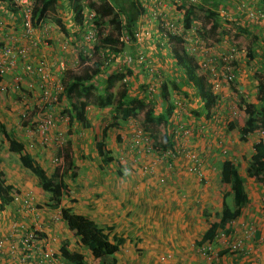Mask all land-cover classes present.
Segmentation results:
<instances>
[{
    "label": "crops",
    "instance_id": "1",
    "mask_svg": "<svg viewBox=\"0 0 264 264\" xmlns=\"http://www.w3.org/2000/svg\"><path fill=\"white\" fill-rule=\"evenodd\" d=\"M217 1L216 11L219 8L233 9V5H236V0ZM57 3L58 11L61 5L66 3L69 8L65 10L71 13L67 0H58ZM237 3L243 4L247 9L264 7L259 0H238ZM3 5L0 4V35L3 31L5 35L9 34L7 39L9 41L10 37H17L12 35L16 33L13 30L14 24L19 21L14 19ZM65 18L62 17L63 24L68 27L67 35L71 36L76 32V24L72 21L66 23ZM6 24L10 26L5 27ZM58 35V32L53 33L50 39L55 40ZM52 40L49 46L41 44L38 48L31 50L30 59L37 61L43 56L42 52L48 54L45 57L49 59L51 72L55 74L58 69L54 68L56 66L54 57L59 58L64 54L59 55L58 47L52 48ZM160 40L159 37L157 41ZM151 45L153 44L149 42L146 47L149 46L151 49ZM159 48L160 46L156 47L157 51H153L152 48L156 56L152 59L155 66L159 68V63L162 61L164 81L171 79L167 82L173 81L175 86L172 90L166 86L167 91L164 97L167 96L170 99V104L163 101V94L159 90L158 96L151 101L155 106L154 112L169 115L168 123L170 124L168 130L166 129L168 135L177 126L190 129L189 134L173 144L175 148H181L175 150L173 158L162 155L164 152L162 150L152 149L150 152H145L146 145L142 141L137 146L134 145L135 131L138 128L133 124L132 116L124 120L119 117L114 124L115 127H107L110 124L108 116L113 111L110 106L102 108L90 106L80 118L84 122L82 127L79 125L81 122L77 116H73L70 120L58 118L54 129L63 132L66 144V149L60 151L58 156L57 152L56 154L53 152V143L43 145L40 143L39 136H32L29 125L23 127L21 122L20 125H16L19 115L17 120L15 115L19 113V108L14 101L15 95L14 93L4 94L0 95V122L6 125L10 136L23 143L24 150L44 169L46 175H50L60 160H63L61 153L64 155L62 163L70 162L75 175L61 178L66 186L65 194L62 195L57 208L50 207L49 194L39 185L35 175L21 166L18 153L8 151L6 138L0 134L2 178L6 184L12 185L19 195L29 196L37 207L43 231L57 240L54 243L57 248H61V245L66 243L69 251H77L87 262H90L93 257L88 249L78 244L76 236L69 230L60 215L61 208H68L74 213L86 216L101 228H112L109 233L110 240L113 237L123 239V243L114 254L116 264H206L200 257L199 248L208 242L199 244V240L209 224L218 221L223 208L232 209L235 206V188L224 181L221 175L222 163L227 160L232 163L238 176L243 180L246 195V203L239 208L238 215L232 220L235 224L231 226L232 231L238 230V232L234 231V236L242 239L243 248L233 253L235 255L220 253L214 259L210 254L211 259L208 264H219V262L264 264V211L261 209L264 186L254 183L247 169L253 153L252 145L261 136L259 133L247 134L244 136L245 139L238 140L237 130L234 127L230 129V124L222 127L216 124L215 119H204L203 102L195 92L193 93L194 87L186 84V79L183 80L184 74L173 68V59L166 60L167 54H163L164 51H162L161 56ZM128 51L135 52V48H130ZM134 71L138 74L134 75V80H137L131 82L126 95L138 99L142 94L139 90V87L143 86L142 82L147 83L153 79V76L146 69L135 68ZM19 74L20 72L13 68V71L7 72L3 79L11 82L10 78ZM98 79L99 82L96 83L99 86L104 83L102 86L104 88L106 75ZM26 82L28 81H23L22 86L28 85ZM31 82L34 89L32 93L35 94L37 92L35 78ZM184 96H186V106H191L190 109L193 108L196 111L193 116L187 110L179 111L180 107L177 108V105L173 103L175 99L180 101V97ZM64 99L68 102L67 98ZM169 105L172 107L170 110L167 109ZM241 109L243 112V107ZM215 112L217 117L218 107ZM33 116L34 114L31 118ZM56 116L60 115L56 114ZM200 118L205 124L201 131L193 127L196 122H201ZM141 119L144 121L143 131L149 137L151 148L154 143L151 135L154 134L156 140L163 141V127H156L149 123L143 115ZM238 126L240 128L242 124ZM105 127L106 131L103 134ZM97 141L103 142V149L109 150L112 160L106 164L101 162L97 152ZM225 147L230 152L228 157H223L222 150L226 151ZM190 150H201L205 153V166L201 168L206 170L203 179H199L187 170L190 160L185 152ZM143 167L149 170L144 171ZM244 167H246L245 170ZM160 179L163 181L161 182ZM9 202L3 205L2 209L0 208V237L8 235L20 208V205L12 206ZM251 203L260 207L254 208L255 213L251 209L252 214L258 216L248 214L250 212L248 206ZM240 221L242 225L237 228L236 224ZM247 227L252 229L249 230ZM213 242L216 241L213 240L208 244L211 246Z\"/></svg>",
    "mask_w": 264,
    "mask_h": 264
},
{
    "label": "trees",
    "instance_id": "2",
    "mask_svg": "<svg viewBox=\"0 0 264 264\" xmlns=\"http://www.w3.org/2000/svg\"><path fill=\"white\" fill-rule=\"evenodd\" d=\"M58 0H35L32 7V17L33 24L40 25L46 17L51 18L58 29L63 33L67 34L68 27L63 24L62 17L58 11ZM72 14V21L77 25H84L82 11L84 6L83 0H67ZM204 5L190 6L183 15L184 27L188 28L192 23V20L197 19V17H202L209 22V27L206 29L209 33L217 36L218 40L222 39L226 33L227 29L218 20V12L216 11V6L218 4L217 0H203ZM264 5V0H259ZM4 3V6L8 12L16 13L17 8L15 7L12 0H0ZM207 5V6H206ZM90 11L93 13L92 23L86 25V28L98 27L97 34L101 33L103 37L98 41L89 52H84L82 45L78 43L81 50L78 51L79 60L84 61L85 58L91 57L92 51L96 53L103 52V48L108 46L111 47L114 53L126 52V44L120 40L122 34H127L131 40H133L134 31L137 28V19L143 14L144 6L140 4L139 0H100L99 5L88 6ZM260 9H264L260 8ZM59 13V14H58ZM51 15V17L49 16ZM159 21H162L159 20ZM158 21V22H159ZM83 22V23H82ZM111 27H103V26ZM233 26L235 30L240 33H246L238 25H234L229 22V26ZM228 26V29H229ZM107 31H105V30ZM198 33V31H196ZM202 32H200L201 34ZM199 34V33H198ZM156 36V35H155ZM160 35H158L159 37ZM171 54L175 65L179 67L185 75L186 84H190L194 87L197 96L201 99L204 106V111L207 115L213 112L214 106L216 105V97L212 92L211 84L208 83L207 79L203 75L197 74L196 64L193 58L184 51V49L178 44L183 41L180 36H173ZM133 52L129 51V56ZM259 51L253 49L247 56L249 59L253 58V55H257ZM97 55V58L95 56ZM95 59L90 60V66L78 71L76 68L68 66L65 62L64 70L57 71L56 76L59 77V84L63 87L62 96L67 98L69 101V107L71 114L81 118L85 114L86 103L83 95L90 91H98L96 82L93 80L101 71L102 67V56L96 54ZM92 58V57H91ZM231 65H235V61L231 60ZM137 66H124L121 68L120 72L109 74L106 77V85L104 86L101 93L98 94L99 104L102 107L110 106L113 102L116 104L114 109H118L119 117L122 120L127 119L129 116L136 115V110L132 106L131 101L127 93L128 88L124 86V89L119 90L115 93L113 87L115 84L121 80L125 75L132 76L131 80H134L133 71ZM139 79V78H138ZM142 79V76H141ZM165 79V76H164ZM162 82L160 91L162 97L166 95L168 84L166 79ZM137 80V79H135ZM134 80V81H135ZM144 80V79H143ZM170 82V81H168ZM175 86V82H170ZM26 92L25 90H22ZM153 99L147 101L148 108L144 112V116L148 119L149 123L154 124L156 127L162 126L164 130L163 141H158L155 139L154 134L151 135L161 150H166L167 148H172V142L169 139L167 133V128H169V115L155 114L154 105L151 103ZM243 116H242V126L239 129L241 133L240 138L245 139L244 136L247 134L260 133L261 137L258 141L253 143V153L250 156V161L248 164V175L252 178L253 182L264 186V107L257 108L256 104L253 102L243 101ZM167 109H172L171 105ZM169 114V113H168ZM164 126H163V125ZM108 127V126H107ZM167 129V130H166ZM106 131V127L103 128V134ZM0 134L6 138L7 149L10 152L18 153L21 166L29 169L37 178L39 185L49 194L48 202L49 206L52 208H57L60 205V200L63 194H65V184L62 182L61 178L65 176L74 177L75 171L71 168L70 162L65 164V162L60 166H57L55 170L50 174L46 175L44 169L24 150L22 142H19L15 138L11 137L8 133L6 125L0 122ZM103 142H96V149L101 157V162L103 164L108 163L112 160L109 156V150L103 149ZM222 179L229 182L232 187L235 188L236 199H234L235 206L230 208H223L222 213L218 221H213L209 224L208 228L202 234L199 244L211 243L214 240L216 232L221 229H225L226 232L231 230V221L238 215L239 208L246 203V195L243 187V180L238 176L236 168L232 165L230 161L225 160L221 167ZM15 191V188L6 184L0 173V208L7 204L11 199V194ZM262 210L264 211V200L262 202ZM225 204H223L224 206ZM60 215L62 219L67 224L69 230L76 236L78 244L88 249L93 259L91 262H87L83 255L79 254L77 251H69L67 244H62L60 248V253L63 258L64 264H116L114 259V254L118 250L119 246L123 243V239L119 237H113L112 240L109 239V233L112 228H101L90 218L72 212L68 208H61ZM207 243V244H208Z\"/></svg>",
    "mask_w": 264,
    "mask_h": 264
},
{
    "label": "built area",
    "instance_id": "3",
    "mask_svg": "<svg viewBox=\"0 0 264 264\" xmlns=\"http://www.w3.org/2000/svg\"><path fill=\"white\" fill-rule=\"evenodd\" d=\"M35 0H12L15 7L17 8L16 13H10L14 19L19 21L21 38L24 39L26 44L20 42L13 43L8 45L0 51V91L6 89V84L3 81V76L9 71L11 67H14L20 72L17 76L15 87H18V84H22L27 80L28 86L32 83L33 78L36 80V91L37 101L35 102V108L38 110L36 116L31 119L28 116L25 118L24 113H22V121H27L31 119L34 122L35 131H37V136L40 138V143L43 145H49L53 143V147H62L64 141L63 135L61 132L55 128L56 120L49 112V109L52 104L58 102L59 98L62 96L63 87L59 84V77L51 72L50 61H47L46 57H41L37 61L33 62L30 60H24L25 57L31 55V47L36 49L41 43L43 34L37 33L36 30L40 25L45 23V20L40 23V25L33 24L32 17V7ZM139 2L144 6L146 11L151 16L152 20H155L156 24V33L155 34L150 24L151 20L144 16H140L138 20L137 28L134 31L133 40L129 38L127 34H122L120 37L121 41L127 42L131 41L136 45L145 43V38H150L151 36L156 35L157 38H161V46H167L171 50L173 42L170 38L173 36H180L183 41L179 42V46L184 49L187 55L192 58L196 57L197 61L201 59L202 62L199 63L202 69L214 71L216 68L217 57L206 53L208 52L207 48L204 46L203 38L200 37V34L196 33L193 30L192 24L188 27H184V22L182 19V14L178 13L175 17H166L162 14V7L164 6L161 0H139ZM0 4H4L0 2ZM5 8V6L3 5ZM242 5H237V9H241ZM218 15L223 19H227V13L223 8L217 10ZM245 16L250 21H260L264 22V9H246ZM93 18V13L89 10V14L83 19L85 24L86 21L90 22ZM162 21H159L161 20ZM159 21V22H158ZM82 22V23H83ZM90 24V23H88ZM87 24V25H88ZM83 27L82 25H77ZM228 30V27L226 28ZM97 28L90 27L86 28L82 36V41L86 44L94 45L98 42L99 34H97ZM101 34V33H100ZM158 35H161L158 37ZM127 40V41H126ZM152 42L151 40H147ZM232 53L228 56H220V59L223 63V78L229 83L235 78V71L230 65L232 60ZM214 60L215 63H211ZM125 61L132 66H142L143 69H146L147 72L151 73L153 79L144 83L145 95L149 99H155L158 96L160 87L162 86L163 78L161 75V70L155 66L153 59L147 58L143 53H138L136 55H128L125 58ZM63 62V61H62ZM64 63V62H63ZM55 64L58 66V71H62L65 68V63L62 64L60 61H56ZM35 76V77H34ZM132 76H124L121 79V83L124 85H129L130 79ZM26 79V80H25ZM26 86V85H25ZM217 84H214L216 87ZM23 86H20L22 90L29 91L33 87L22 89ZM32 92V91H31ZM35 95V94H33ZM63 97V96H62ZM65 98V97H63ZM163 99V98H162ZM173 102V101H172ZM174 105H177V108L181 107V102L177 99L173 102ZM68 104V102H67ZM179 109V108H178ZM216 114H212L207 120H214ZM202 118H200L201 120ZM206 119V118H204ZM201 122H203L201 120ZM201 122H196V126L193 127L201 131L205 124ZM30 123V122H29ZM55 130V131H54ZM189 127L183 129L181 126H177L175 130H172L169 134V139L172 142V145L178 141H181L182 137L189 134ZM134 145H138L141 141L146 145L144 147L145 152H150L152 149L154 151H161L160 147L153 143L151 148L149 137L141 130L137 129L135 131ZM220 141V138H218ZM176 149L173 145L172 148H168L162 152V155L166 157L173 158ZM163 151V150H162ZM225 153V150H222ZM187 158L190 160V166L187 168L188 172L194 173L195 176H198L199 179H203L205 176V169H201L205 166V153L201 150H193L185 152ZM58 160V158H57ZM144 171H148L149 168L143 167ZM162 182L163 179H160ZM9 204L12 206L20 205L18 214L16 215V221L12 224L11 229L8 232L6 237H0V264H64L62 255L60 253V248L54 244L57 240L51 235H47L42 228V224L39 220L37 213V207L32 203L29 196H21L17 192H13L11 195ZM43 222V220H42ZM232 224V221H231ZM247 229H252L247 227ZM230 231L225 229L218 230L214 237V240H222L230 248L231 252H239L242 249V239L234 236L232 234V239L230 238ZM210 244H206L199 248V254L205 258L207 261L211 259L210 256Z\"/></svg>",
    "mask_w": 264,
    "mask_h": 264
},
{
    "label": "rangeland",
    "instance_id": "4",
    "mask_svg": "<svg viewBox=\"0 0 264 264\" xmlns=\"http://www.w3.org/2000/svg\"><path fill=\"white\" fill-rule=\"evenodd\" d=\"M99 1L100 0H83L84 4H88V6L91 5L92 6H96L99 5ZM163 3V7H162V14H164L166 17H175L178 13L182 14V19H183V15L186 12V10L190 7V6H197V5H204V1L203 0H161ZM236 5H233V9H225L226 13H227V19H223L220 15H218V20L219 22L224 26V27H228L229 26V22L234 24V25H238L240 26L241 29H243L244 31H246V33H240L237 30L234 29L233 26H229V29L227 30L226 35L222 38L219 39L217 38L216 35L209 33L206 29L209 27V22L206 21L204 18L202 17H197V19L192 20V28L194 31H198V33L200 34V32H202L200 34V37L203 38V42H204V46L205 48H207L208 52L206 53V55L210 54L213 57H217L216 60V68H214V71H209V70H204L201 68V66L199 65L200 62H202V60L200 59L199 62L197 61L196 57H193V60L196 61V67H197V74L199 75H203L209 84H211V89L214 92V95L216 97L217 100V104L216 107L214 108V111L216 110V108L218 107V111L219 113L217 114V117L215 118V122L218 126L222 127H226L229 126L228 124H230V129L232 127H234L237 130V139L239 140L241 133L239 132L238 128V124L241 125L242 124V116H243V112H242V106L244 104L243 101H250L256 104L257 108H261L264 107V22H260V21H250L246 18L245 16V11L247 8L243 7L241 9H237L236 6L237 5H242L237 3L238 0L235 1ZM243 3V2H242ZM141 4V3H140ZM142 5V4H141ZM88 6H84V9L82 11V16L83 19L86 18V16L89 14V10L90 8ZM207 6V5H206ZM69 6L65 3V5H61V8L59 10V13L61 15V17H66L65 20L67 21L66 23H68L69 21L71 22L72 19V14L69 13V10H65L68 9ZM224 9V8H223ZM66 11V14H65ZM175 12V15H173V13ZM58 13V14H59ZM51 17V15H49ZM141 16V15H140ZM137 19V21L140 19ZM142 16H144L146 18V20L148 21V19L151 20L150 24H146V25H151L152 29L155 30L156 28V24H155V20L151 19V16L149 15V13L144 9ZM93 18L90 22L86 21L85 24L83 25V27H77V24L75 26L76 32L73 33L71 36L69 35H63V33H61V31L58 29V27L55 25V23L53 22V20H51V18H47L45 19V23L40 25V27L36 30L37 33L43 34V37L41 39V43L39 44V46L42 44V46H49L50 44V37L53 33L57 34V32L59 33L58 38L55 40H52L51 46L52 48L58 47L59 51V55H62L61 57L58 58V56L54 57L55 61H60V63L64 64L65 62L68 63V66L72 67V68H76L78 71H82L85 68H88L91 64H90V60L91 59H95L97 58V55L102 56V67H101V71L99 73V76H97L96 78H94L93 80L95 82H99V79H101V76H105L106 77L111 74V72L114 74L116 72H120L122 69L124 68V66H129V64L125 61V58L128 57L129 55V49L133 47L135 48V52H133L131 55H136L138 53H143L147 58L152 59L154 57H156L153 53V51H157L156 47L159 46V41L157 36H151L150 38H145L144 41L145 43L140 44V45H136L131 41H127L124 42L126 44V52H120V53H114L111 47H104L102 50L103 52H99L96 53L95 51H92L90 54H92V58L88 57L89 54H87V58H85L84 61L79 60L78 57V51L81 50V47H79L78 43L79 42L82 47L83 50L86 54V52H89L93 47H90V45L86 44L85 42L82 41V36L83 33L85 32L86 29V25L88 23H92ZM18 24V23H17ZM14 24L13 30L14 33L12 36H16V38H11L10 40L12 41H8V37L9 34L5 35V32L3 31V33L0 35V51L2 50V48L8 46V45H12L13 43H22L24 44L25 41L23 38L20 39L21 37V30H20V25L18 24ZM138 24V23H137ZM9 24H6L5 27H9L7 26ZM17 25V26H16ZM81 25V24H79ZM103 27H111V26H103ZM96 28V27H95ZM98 29V27H97ZM105 30V29H104ZM106 31V30H105ZM107 32V31H106ZM154 33H156V30L153 31ZM157 34V33H156ZM161 36V35H160ZM2 38V39H1ZM18 38V39H17ZM103 37L101 36V34L99 33V39H102ZM147 40H151L152 42H150L151 44V49L149 46L146 47V44H149V42H147ZM171 41H176L173 38H170ZM7 41V42H6ZM157 41V42H156ZM12 42V43H11ZM156 42V43H155ZM97 44V43H95ZM94 44V45H95ZM93 45V46H94ZM179 46V44H178ZM34 47H31L30 49L33 50ZM153 48V51H152ZM78 49V51H76ZM255 50L257 49L259 51V53L257 55H253V58L249 59L247 56L250 54L251 50ZM82 51V50H81ZM159 51L161 52V56H162V51L163 54H167L166 60L170 61L172 59V54L169 48H167V46H160ZM232 53V60L235 61V65L232 66L233 70L235 71V78L233 81L227 83L224 78H223V63L220 59V56H228L229 54ZM43 57H45L46 53H43ZM56 54V53H54ZM96 55V56H95ZM95 56V58H94ZM30 60V55H28L27 57L24 58V60ZM49 59L47 58V61ZM64 63H63V62ZM35 62V61H33ZM211 63H215L214 60L211 61ZM160 64V72L162 75V78L164 79V71L162 70V66L163 63L162 61L159 63ZM172 66L173 68H175V70L180 71L181 74H184V72L175 65V62L172 60ZM14 67H11L9 69L8 72L13 71ZM54 68L58 69V66L56 65ZM136 68H142V66H137ZM15 69V68H14ZM110 71V73L108 72ZM133 77L136 74L135 71H133ZM138 74H136L135 76H137ZM141 75L144 76L143 72H141ZM5 76V75H4ZM185 76V75H184ZM183 76V77H184ZM186 78H184L183 80H185ZM11 82H7L6 80H3L6 84V89L3 91H0V95H4V94H13L15 95L14 101L15 104L18 106L19 108V113L15 115V120H17V116L19 115V118L22 116V113H24L25 118L28 116L29 118L31 117L32 114H34L33 118L36 116L37 118V109L35 108V102L37 101V98H35L34 96H37V92L35 93V95H33V93L31 91H33V84H31L30 86L26 85L25 87L23 86L22 89L27 88L26 90H28V88L32 87L29 91L26 92H21V90L19 89L20 86H22L23 84L20 83V85L18 84V87H15V83L17 80V76H14L10 78ZM24 79L21 81L23 82ZM101 81V80H100ZM106 81V79H105ZM139 81V80H138ZM132 80L130 79L129 85L131 84ZM144 82H142L143 86L139 87V90L141 91V97H139L138 99H133L131 97H128L129 100H132V106L134 107V109L137 111L136 115L132 116L133 120V124L136 125V127L138 129H140L143 133H145L143 131V127H144V121L141 119L142 115L144 116V112L145 110H147L148 108V97L145 95V87L146 85H144ZM167 82V81H166ZM11 83V84H10ZM104 84V83H103ZM103 84H101L99 86L98 83H96V86L99 87L98 91H90L88 93H86L85 95H83L85 103H86V107H85V112L87 111V109L90 108V106H98L101 107L102 106L99 104V99H98V94L101 91V88H103ZM168 84V88L169 89H174V86L170 83L167 82ZM179 84V83H178ZM214 84H217L216 87H214ZM106 85V83H105ZM104 85V86H105ZM128 86H125L124 84L121 83V80H119L115 86L113 87V91L118 92L119 90L124 89V86L129 88ZM190 87V85H188ZM192 88V87H191ZM195 92V89L193 90V93ZM196 93V92H195ZM38 97V96H37ZM186 96L184 97H180V101H181V107L179 108V111L184 112L185 110H187L189 113L193 114L196 112L195 109H190L191 106H186V101H185ZM185 101V102H184ZM184 102V103H183ZM109 106V105H108ZM105 106V107H108ZM111 107V111L112 113L110 114V116H108V121H110V124L108 125V127H115L114 124H116V120L119 118V113H118V109H114L116 107V104L113 102L112 105H110ZM159 108V107H158ZM184 108V109H183ZM62 109V110H61ZM70 107H69V101L68 104L66 102V100L61 96L58 100L57 103L52 104L49 112H51V114L53 115V117L55 118V120H57L58 118H69V120L73 117L76 116L74 114H71V112L69 111ZM159 110V109H158ZM142 113V115H140ZM56 114H59L60 116H56ZM90 116H92L90 114ZM93 117V116H92ZM134 118V119H133ZM194 118H196V116H194ZM81 124H79L81 127L84 126V122L82 121V119H79ZM115 120V121H114ZM21 122V119H18L17 124H19ZM30 122V124H29ZM27 123L30 126V132L31 134H33L32 136H37V131H35L34 128V124L33 121H31V119H27ZM26 123V124H27ZM233 124V125H231ZM15 125V126H16ZM23 126V125H22ZM27 126V125H26ZM23 126V127H26ZM149 127H151V125H148ZM61 132V131H60ZM61 134L63 135L64 138V134L63 132H61ZM255 134V133H254ZM260 134V133H259ZM236 136V135H235ZM261 136V134H260ZM224 139V137H223ZM226 140V139H225ZM62 147H53V152L59 156V152L64 151L66 149V144H65V140L62 143ZM224 145V142H223ZM226 148V147H225ZM230 154L229 150L226 148V152L223 154V157H228V155ZM56 156L59 160V157ZM60 156H64L62 153L60 154ZM222 157V158H223ZM64 161V158L63 160ZM62 161L60 160V165L62 163ZM63 164V163H62ZM58 165V166H60ZM246 167H244L245 170ZM245 173V171H244ZM234 190V188H232ZM248 191V189H247ZM250 194H252V191H250ZM263 204V203H262ZM261 204V206H262ZM249 208V215L251 214L252 216H258L256 214H252L251 209H253V212L255 213V209L260 208L259 206H256L255 204L252 205V203L250 204V206H248ZM253 207V208H252ZM255 208V209H254ZM262 209V207H261ZM235 222H232L231 226L234 225ZM241 221L238 222L236 224L237 228L241 227ZM235 232H238V230H234ZM234 231H230V235H231V239H232V234L234 235ZM217 242H213L211 244V248H210V252L209 254L213 255V259L217 257V254H225V253H229L232 255L233 252L230 251V248L228 247V245L223 242L222 240H215ZM243 246V244H242ZM243 248V247H242ZM235 253V252H234ZM199 255V254H198ZM200 257L205 261L206 264L209 263V261H207L205 258H203L201 255ZM92 261V260H91ZM90 261V262H91ZM219 264H231L230 262H219Z\"/></svg>",
    "mask_w": 264,
    "mask_h": 264
},
{
    "label": "clouds",
    "instance_id": "5",
    "mask_svg": "<svg viewBox=\"0 0 264 264\" xmlns=\"http://www.w3.org/2000/svg\"><path fill=\"white\" fill-rule=\"evenodd\" d=\"M145 9V8H144ZM146 10V9H145ZM137 23H138V21H137ZM98 43V42H97ZM159 46H161V43H162V41L160 40L159 42ZM171 51V50H170ZM197 95V94H196ZM167 97V96H166ZM166 97H162L163 98V101L166 103V104H170V99H168V97L166 98ZM198 97V96H197ZM203 109H204V106H203ZM214 111V110H213ZM204 113H205V118L207 119V118H209L212 114H216V112L214 111V112H212L211 114H209V115H207L206 114V112L204 111ZM19 119H21V117L19 118ZM32 119V118H31ZM168 119H169V117H168ZM27 123V121H22V119H21V126L23 125V126H26V125H28V123ZM30 124V123H29ZM33 124H34V122H33ZM19 125H20V123H19ZM62 157V156H61ZM62 159H63V157H62ZM62 161V160H61ZM60 164V163H59ZM58 164V165H59Z\"/></svg>",
    "mask_w": 264,
    "mask_h": 264
}]
</instances>
